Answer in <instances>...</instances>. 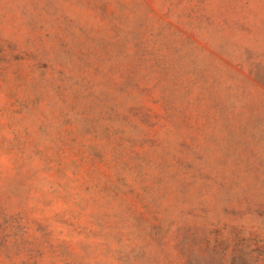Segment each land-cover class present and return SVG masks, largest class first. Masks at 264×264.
<instances>
[{
	"label": "rangeland",
	"instance_id": "rangeland-1",
	"mask_svg": "<svg viewBox=\"0 0 264 264\" xmlns=\"http://www.w3.org/2000/svg\"><path fill=\"white\" fill-rule=\"evenodd\" d=\"M0 264H264V0H0Z\"/></svg>",
	"mask_w": 264,
	"mask_h": 264
}]
</instances>
